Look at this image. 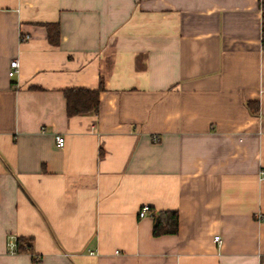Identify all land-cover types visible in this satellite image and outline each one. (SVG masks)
<instances>
[{
  "label": "crops",
  "instance_id": "1",
  "mask_svg": "<svg viewBox=\"0 0 264 264\" xmlns=\"http://www.w3.org/2000/svg\"><path fill=\"white\" fill-rule=\"evenodd\" d=\"M262 170L259 0H0V264H264Z\"/></svg>",
  "mask_w": 264,
  "mask_h": 264
},
{
  "label": "trees",
  "instance_id": "2",
  "mask_svg": "<svg viewBox=\"0 0 264 264\" xmlns=\"http://www.w3.org/2000/svg\"><path fill=\"white\" fill-rule=\"evenodd\" d=\"M262 10V45L264 47V0H259ZM49 39L53 45L60 42V27L58 24H47ZM67 99V113L69 116L79 115L87 112H98L100 107V88L89 89L83 87L68 88L64 91ZM252 107V104L249 103ZM255 108V107H254ZM255 108V110H257ZM179 230V213L177 210H160L155 214L153 234L160 236L174 234ZM32 243L29 239L19 237L17 239L16 251L23 252L31 250Z\"/></svg>",
  "mask_w": 264,
  "mask_h": 264
},
{
  "label": "built area",
  "instance_id": "3",
  "mask_svg": "<svg viewBox=\"0 0 264 264\" xmlns=\"http://www.w3.org/2000/svg\"><path fill=\"white\" fill-rule=\"evenodd\" d=\"M18 72H19V61L17 59H14V60L11 61V68L9 70V76L10 77H15L18 74ZM56 141H57V145L62 147L65 144V137L62 136V135H58L56 137ZM261 177L264 178V170L261 171ZM151 212L152 211H151L150 207L148 205H145L139 211V215L141 217H143L146 214L151 213ZM259 217L261 219H264V215H259ZM215 238H216L217 241L221 242V237L219 235H217ZM90 253L94 254L95 252L94 251H90Z\"/></svg>",
  "mask_w": 264,
  "mask_h": 264
}]
</instances>
